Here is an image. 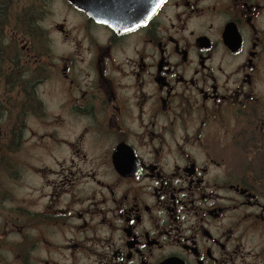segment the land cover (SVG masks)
Masks as SVG:
<instances>
[{"label":"flooded vegetation","instance_id":"af4514ba","mask_svg":"<svg viewBox=\"0 0 264 264\" xmlns=\"http://www.w3.org/2000/svg\"><path fill=\"white\" fill-rule=\"evenodd\" d=\"M17 1L0 0V164L20 172L34 112L61 151L35 199L3 201L20 264H264V0H162L123 30L61 0L56 52L51 0L11 26Z\"/></svg>","mask_w":264,"mask_h":264},{"label":"rangeland","instance_id":"374dc122","mask_svg":"<svg viewBox=\"0 0 264 264\" xmlns=\"http://www.w3.org/2000/svg\"><path fill=\"white\" fill-rule=\"evenodd\" d=\"M34 2L36 3V0H34ZM25 5L26 0H18L17 3L13 2V4L7 8V13L10 14L8 16V19L11 26L15 24L16 13L19 12V10L22 9ZM67 15V8L61 0H51V3H49L48 5V13L44 25L49 30V39H46V44H49V41L51 39V49H54L53 51L55 52L62 50L63 46H65V50L72 47L70 41L63 42L61 36L59 35V33H57L55 28V25ZM67 25L69 28H73L75 26V23H72V20H68ZM53 83H56V81H49L48 83L47 87L49 89V93H54L56 91L51 90V85ZM47 87L43 86L44 89H47ZM58 95L59 94L56 93L55 95L50 97L48 106L49 113L51 114H58ZM11 117L12 114L10 113L9 117L5 119L4 123L10 126V124H12V122L14 121V119H12ZM51 118L53 121L51 126H47L50 122L49 117H41L35 112L29 119V123L31 124L30 127L32 128V130L34 129L36 131V137L32 139L31 137L33 134L29 136L30 131H27L22 139L25 145L20 146L19 151L15 155V158L20 160L19 173H11L4 164H0V264H20V259H18L17 257L22 252L20 245L22 237L17 235L18 229L4 232L3 223L1 222V216H5L3 213L9 211L10 203L4 204L3 201L6 199H11L13 197L22 199L24 197H29L32 194L33 199H35V190L41 191L43 189L44 182L41 180L40 173L45 164L48 163L47 165H50L49 155H51L52 157H58L60 155L59 153H61L60 148L56 147L57 145L53 142H48V140H46V142H42L47 138H40V140L38 139L40 135L45 131H51L53 129V126L56 124L57 120L56 117ZM36 134H39V136H37ZM8 193L11 194L12 197H6L5 195L8 196ZM3 206H5L6 209ZM27 231L30 233L35 232L31 229H28Z\"/></svg>","mask_w":264,"mask_h":264},{"label":"water","instance_id":"95a60500","mask_svg":"<svg viewBox=\"0 0 264 264\" xmlns=\"http://www.w3.org/2000/svg\"><path fill=\"white\" fill-rule=\"evenodd\" d=\"M69 1L97 21L109 24L117 30H123L144 22L162 0H120L106 4L92 3L91 0Z\"/></svg>","mask_w":264,"mask_h":264}]
</instances>
